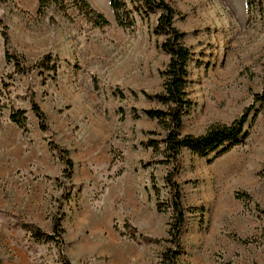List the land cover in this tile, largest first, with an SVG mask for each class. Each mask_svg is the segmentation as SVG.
I'll use <instances>...</instances> for the list:
<instances>
[{
	"label": "rangeland",
	"instance_id": "rangeland-1",
	"mask_svg": "<svg viewBox=\"0 0 264 264\" xmlns=\"http://www.w3.org/2000/svg\"><path fill=\"white\" fill-rule=\"evenodd\" d=\"M125 1L133 25L123 28L109 0H89L110 21L100 28L73 0L63 1L68 17L55 3L40 15L39 0H0V264H62L60 251L73 264H161L171 171L186 210L179 264H264V102L255 98L264 14L248 16L246 0H170L192 51L182 135L246 118L230 150L183 149L174 168L163 153L167 131L143 113L163 108L153 98L169 62L165 36L154 32L160 12ZM4 33L10 52L34 68L19 73L6 61ZM46 55L56 70L36 67ZM12 109L26 110V130ZM54 145L67 150L71 173ZM55 216L61 250L30 230L51 233Z\"/></svg>",
	"mask_w": 264,
	"mask_h": 264
},
{
	"label": "trees",
	"instance_id": "trees-1",
	"mask_svg": "<svg viewBox=\"0 0 264 264\" xmlns=\"http://www.w3.org/2000/svg\"><path fill=\"white\" fill-rule=\"evenodd\" d=\"M4 1V0H1ZM64 0H39L38 13L45 14L48 4L55 3L60 6V10L68 17L66 8L63 4ZM133 4L139 3L144 9L145 15L159 11L157 24L154 32L165 36L161 45L162 49L169 54V62L162 71L163 89L156 93L155 98L163 105V108H150L143 110V113L150 118L157 119L158 122L165 128L166 135L163 140V153L173 164L174 168L179 163V155L183 149H188L192 153L206 157L213 152L224 153L231 149L232 144L227 142L235 141L244 132V124L246 118L235 119L230 124H216L211 126L204 134L182 135L180 129L183 123V117L191 107V101L187 96L188 87V65L192 56V51L183 40L184 32L180 31L174 24L176 10L170 0H133ZM73 4L78 8L79 12L92 22L95 27L104 28L110 24L108 18L99 10H97L89 2V0H73ZM110 7L113 11L115 20L120 27L126 28L133 25V12L129 10L125 0H109ZM139 10V6H135ZM246 8L248 16L255 12L264 14V0H246ZM6 47V61L13 63L16 72L23 73L28 68L19 56L12 54L9 48V36L4 33ZM51 55H46L43 59L37 62L36 67L39 69L51 68L56 70V65H51ZM42 74V72H40ZM256 101L264 102V83L261 93L255 95ZM32 109L39 118L40 127L46 130V115L40 106L36 103L33 97L30 99ZM257 115V112L255 113ZM10 119L20 128L26 130L27 116L26 110L12 109ZM247 134H245L246 136ZM153 145V144H152ZM159 149V145H155ZM54 147L62 155V160L66 165L65 171L71 173L74 163L67 158L68 152L60 146ZM264 177V168L260 172ZM166 181L170 186V207L173 212V221L168 233V237L159 242L165 241L169 245L163 251L161 256V264H179V258L184 252V246L181 239L183 227L186 222V210L183 203V192L179 182L174 176V172H169L166 176ZM32 235L38 239H46L55 242L61 248L64 245V228L62 226V217L55 216L53 218V226L51 233L45 232L39 226L31 224L30 228ZM157 241V240H156ZM60 260L62 264H73L69 258L60 251Z\"/></svg>",
	"mask_w": 264,
	"mask_h": 264
}]
</instances>
